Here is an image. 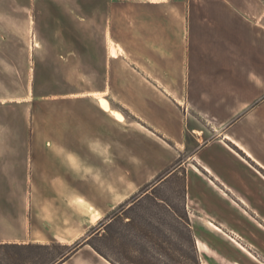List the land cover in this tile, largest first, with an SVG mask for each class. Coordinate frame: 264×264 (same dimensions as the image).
Masks as SVG:
<instances>
[{"label": "rangeland", "instance_id": "374dc122", "mask_svg": "<svg viewBox=\"0 0 264 264\" xmlns=\"http://www.w3.org/2000/svg\"><path fill=\"white\" fill-rule=\"evenodd\" d=\"M24 1L0 4V139L35 142L36 156L50 152L81 173L83 196L107 213L71 243L0 246V264H62L83 248L98 264H191V243L183 226L178 233L175 212L184 215L192 155L231 132L264 161L262 100H254L251 86L224 80L254 76L256 62L238 38L219 36L227 0H195L190 37L169 20V0L137 21L123 20L121 8L97 20L89 6ZM230 1L233 12L243 2L264 26V0ZM238 96L248 105L239 106ZM260 222L252 243L235 239L252 255L211 226L203 229L213 253L198 251L201 264H264Z\"/></svg>", "mask_w": 264, "mask_h": 264}, {"label": "crops", "instance_id": "0c3cea01", "mask_svg": "<svg viewBox=\"0 0 264 264\" xmlns=\"http://www.w3.org/2000/svg\"><path fill=\"white\" fill-rule=\"evenodd\" d=\"M169 1L170 6L167 7L170 9L169 20L173 23L177 21V29L180 28V24L178 26L180 22L181 27L186 26L190 37L195 0ZM24 2L89 6L87 10L91 13L92 19L96 16L97 20L107 15L111 8L118 10L121 8L122 19L134 21L147 20L150 15L161 12L164 5V0ZM17 3L19 0H0V4ZM226 4V10L219 18V32L223 30V34L219 33V36L236 38L235 40L238 38L241 50L254 52L256 62L254 76L242 75L230 80L225 77V83L251 86L247 88L255 91L254 100L261 99L264 106V26L256 22L253 18L255 15L248 7L243 6V2L238 12L232 11L230 0H227ZM107 19L110 20L109 17ZM254 35L257 37L261 35L262 40L257 39L253 44ZM243 67L241 65L240 69L243 70ZM235 100L239 106L248 105L242 103L247 99H241L240 96ZM260 108L261 105H258L257 109ZM107 110L114 119L111 111ZM218 129L221 130V127ZM34 145L35 142L29 140L0 139V246L31 243L50 245L55 241L71 243L83 237L94 222L107 213L105 208L99 207L98 204L93 205L88 197L83 196L86 191L84 192V179L81 173L78 174L79 177L77 173L72 174L67 169V164L56 163L50 152L36 156L33 151ZM234 147L241 150L244 156ZM185 168L186 207L199 253L202 255L207 249L213 253L211 244L203 233V229L208 226L224 234L238 247L241 245L245 248L236 241L237 238L251 243L256 240V223L261 224L260 220L264 223V176L260 175L259 171L260 169L264 171V161L258 159L243 142L229 132L220 133L213 140L201 145ZM60 183L64 184L63 188ZM66 183L69 184V188L66 187L68 185ZM95 216L98 218L94 220ZM240 249L252 255L246 248ZM98 262L94 254L83 248L62 264Z\"/></svg>", "mask_w": 264, "mask_h": 264}, {"label": "trees", "instance_id": "16d2710c", "mask_svg": "<svg viewBox=\"0 0 264 264\" xmlns=\"http://www.w3.org/2000/svg\"><path fill=\"white\" fill-rule=\"evenodd\" d=\"M183 203H184V215H179L177 212H175V220L178 223V228H177L178 229V233L181 234L183 232V230L181 228H179L180 226H183V228L187 232V235H188V238H189V241L191 243L192 250H193V254L191 255V257H190L189 260H190L191 264H201L200 258L198 256V250H197L196 240H195V238L193 236V232L191 230L190 219H189V215H188V211H187V207H186V187H185V192H184V195H183ZM110 226H111V224H109V225L106 226L107 230L110 228ZM160 234H162L163 236H165V234L163 232L160 233ZM52 245H55V243L52 244ZM52 245H38V246H36V245H33V244H29V245H7V246H12L11 249H13V250H22V249L27 250V249H33L35 247H39V248H49ZM157 246H158V248L160 250H163V245L162 244H157ZM177 247H178V250L179 251H182L181 247H179V246H177ZM95 250L99 254L102 255V253H101L100 250H98L97 248H95ZM65 259H67V257ZM12 260L14 261V259H12ZM153 260H155V259L153 258ZM151 264H153V263H151ZM178 264H182V262L181 261H178Z\"/></svg>", "mask_w": 264, "mask_h": 264}, {"label": "bare ground", "instance_id": "6f19581e", "mask_svg": "<svg viewBox=\"0 0 264 264\" xmlns=\"http://www.w3.org/2000/svg\"><path fill=\"white\" fill-rule=\"evenodd\" d=\"M102 103H103V105L107 108V109H109L110 111H111V113L114 115V117L115 118H117V119H122L123 117V115H122V113L120 112V111H118V109H116L115 107H112V106H110L109 104H107L105 101H102ZM107 105H105V104Z\"/></svg>", "mask_w": 264, "mask_h": 264}]
</instances>
